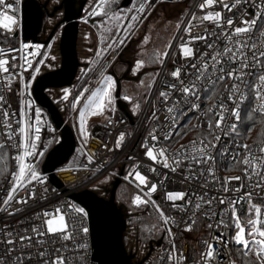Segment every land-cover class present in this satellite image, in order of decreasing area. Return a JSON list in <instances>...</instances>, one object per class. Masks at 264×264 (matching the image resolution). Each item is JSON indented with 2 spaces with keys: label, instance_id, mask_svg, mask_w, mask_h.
I'll list each match as a JSON object with an SVG mask.
<instances>
[{
  "label": "built area",
  "instance_id": "2783aa9c",
  "mask_svg": "<svg viewBox=\"0 0 264 264\" xmlns=\"http://www.w3.org/2000/svg\"><path fill=\"white\" fill-rule=\"evenodd\" d=\"M158 0H150L149 4L145 5L144 13L133 12V15H137L138 19L131 20L133 25L132 29L125 32L124 29L119 32L115 38L113 48L109 49L96 68L90 74V68L87 64H84V75L87 74V81L83 88L75 95L80 96L81 92L84 95L80 97V102L76 104V108L70 110L66 108L60 110V102H56L59 112L62 115L64 123L67 124L75 135V147L68 157L67 161L60 167L53 171L56 179L61 183V186H55L49 177L48 173L41 172V164L48 151L60 141V130L57 129L51 120L48 111L38 105L32 95V87L36 78L47 70L42 69V64L38 61L43 60L46 48L49 43L45 44L46 33L40 31L36 39H23L21 35L22 20H21V8L23 0H6L5 5H0V11H8L7 4L14 5L9 14L17 17L19 23L13 26V32H8L6 29L0 28V49H3L6 53L5 56H0V59H8L10 61L9 73L0 72V95L5 97L2 109H0V144H4L3 149L8 156L7 172L3 176L0 182V258L5 261V264H18L15 258L19 257L23 264H43V260L37 255L39 251H43V248L39 246L36 241L39 239H48V237L34 236L31 229L35 225H39L42 219H36L38 213L49 211L55 213L56 208H60L62 214L65 216L66 223L68 225V232L74 237L69 241H58L54 247H60L61 244L68 246V251L64 253L70 261V264H93L92 260V248L90 241V233L88 227V217L84 210V213H77L76 208H82L69 198V194L78 192L81 190H94L103 188H110L111 182L115 178L120 179V185H124L128 188L136 190L142 199H147L144 193L148 191V187L155 183L157 185L156 192L151 194L152 201H155V205H159L166 217L169 218V223L164 224L160 219L161 233L157 240H160L158 246H155L154 252L147 257L141 264H176L180 253L183 254L185 259L180 264H203L201 260V253L206 251L205 242H211L214 248L217 250V256L210 262V264H233L232 254L234 249L240 248V245H236L231 237H234L236 231H238L232 220L230 212L226 213L228 208L227 204H219L218 200H213L211 205L204 204L199 210L195 209V204L201 201L197 200V197L207 192L205 199H211L217 197L219 199H236L244 193L253 192L252 203L261 207L262 214L260 219H264V188H254L253 186L259 182V177L252 175L251 178L245 177L243 164L230 165L229 156H221L218 150H213V154L216 156V162L213 167L215 176H209L207 173L208 165H197L191 162V156L188 152L181 148L182 145L190 149L191 142L196 140H212L213 136L209 135V129L207 127V120L209 117L203 115V113L213 104H219L222 100L229 104V107L234 105L226 100L227 90L226 86L230 87L233 82L239 83V81L228 80L227 78L222 82H217L214 86L208 83L207 78H202L198 81V92L200 94V100L197 101L195 97H189V102L185 103L182 94L178 91H173L167 87L168 84H179L170 73L177 68L181 69L180 79L189 84L195 80L196 70L191 67L193 63H197L202 53H209L206 60H210L211 55L215 54L216 50L223 51L224 45L228 41L223 38L217 39V34L222 30L231 32L227 24L224 22L227 18L232 17L235 21V26H244L241 24V18L250 20L255 16V13L260 9H257L252 3L241 4L232 12H228L221 5L216 4L212 7H206L203 11L199 8V4L203 0H166L173 4L182 6V13L179 17L178 23L180 28H175L173 35L169 41L171 47L167 48L169 55L164 58V63L159 64L151 87L145 95L143 103L139 106L137 111H133V108L128 105V101L121 98L127 105V112L132 118V122L129 121L127 116L117 108L114 104V110L111 116L102 123L95 124L89 130L87 139L84 140L79 134L78 128V116L77 111L79 106L84 102L87 95L93 90L95 85L99 82L104 73H107L112 63L120 57L122 51L131 41L133 35L138 31L144 22L146 14L154 7ZM232 3L233 0H228ZM258 3L264 4V0H257ZM139 5V4H138ZM137 5V6H138ZM221 12L224 18L221 21V27H217L214 23L204 21L201 23L199 19L193 20V14L196 17H202L207 12ZM247 12V15L244 13ZM191 21L190 34L185 33L184 29L190 27L188 22ZM177 23V24H178ZM207 29V31H205ZM264 32V18H262L257 26L253 29L252 33L247 36L236 37V39L244 42L247 41L250 45L255 44L256 48L252 49L257 54L259 51H264V36L261 35ZM211 33V35H209ZM207 36V41H195L189 42L191 36L196 35ZM183 37V40L181 39ZM123 39L124 43L120 44L119 40ZM214 42V49L209 50L206 47L207 43ZM188 43V46L193 49L194 55L191 58L185 59L182 56L180 45ZM22 44L28 45H40L39 49L41 55L36 57L29 56L32 60L33 67L29 68L22 56H26L28 52L35 49L30 47L28 49H21ZM233 46V45H229ZM10 49H17L18 51H9ZM234 50L235 47H234ZM252 51L244 49L246 55L251 57ZM17 57L16 60H12L11 57ZM223 66L226 68L237 67L238 64H231L225 57H220ZM264 62V58H261ZM251 62V61H250ZM15 64L17 67H12ZM23 65V68L19 67ZM220 67V65H217ZM39 68V71H35ZM81 68V67H80ZM24 69H27L25 71ZM211 69H209V72ZM247 72H252L253 75L246 77L250 81V84L258 83L257 77L261 74L260 68L245 69ZM15 76V79H12ZM23 78V82L21 81ZM78 77V76H77ZM75 80L72 86L75 84ZM11 80V87L7 86ZM27 85V87H25ZM242 87V91L247 96V101L242 105L241 121L238 124L237 131L239 135L234 133L229 134L228 137H224L223 133H219L222 137L219 142V146L223 147L227 144L229 147H234L232 141L237 143L253 145L260 147L255 142H248L240 136L241 125L245 116L250 113L251 109L256 106L255 94L251 91V88ZM87 89V91H84ZM205 89H210L205 91ZM47 90L48 96L52 100L58 99ZM161 91H172V96L167 102L159 96ZM22 93V94H21ZM74 97V98H75ZM211 97V99H209ZM24 102V110L26 116L24 119V127L26 132L24 133V143L29 145L35 141V152L37 155L26 157L25 162L34 166L35 171L38 174L39 179L27 184L26 187L21 188L16 194L13 201L8 206L3 205V199L7 198V191L11 188V172L16 170V164L13 159L14 156L20 154L23 149L12 148L11 144H19L21 142V134L19 133L20 120L19 112L21 108V102ZM177 101L179 104L177 105ZM192 103H199L200 108L198 110H191ZM30 105V107L28 106ZM173 107L174 112L168 113L167 108ZM8 110L9 113H15V116H11L10 123L12 130H15V135L12 140L7 139V133L9 129L4 127V118L2 116V110ZM40 110V120L37 122L35 116V110ZM219 111V108H214V112ZM155 112V116L153 113ZM260 115L259 113H255ZM226 119L231 123H235V119L229 114H225ZM261 116V115H260ZM167 117V119H166ZM264 117V116H263ZM213 120L215 117H212ZM110 121V122H109ZM39 127V133L36 132V128ZM193 129V130H192ZM219 132V130H215ZM124 134V140L120 147L117 148L116 140L121 134ZM149 133H154L158 139L153 141ZM171 133L168 140L164 139L165 135ZM39 135L40 139L36 140L35 137ZM205 140V142H207ZM147 144V147L144 145ZM153 148L154 155L157 156L158 162H154L146 156L147 148ZM166 149L165 157L168 158L169 164L175 167L173 161L181 159L182 163L175 172L163 167V160L165 157L159 155L160 149ZM31 151V148H29ZM241 152L240 159L243 158L246 153L243 149H239ZM42 153V155L40 154ZM192 155H195L194 153ZM92 157L91 162L89 157ZM188 156V159H184ZM192 163V170H188L189 163ZM123 166L122 174L119 176L120 168ZM155 168L153 172L151 169ZM138 171L141 175L146 177L147 187L140 185L139 181L135 178V172ZM201 171L205 172L204 176H201ZM129 173H132L129 175ZM251 174V170H249ZM105 176H109L111 181L104 186H97L96 182ZM185 176H192L191 179L185 180ZM241 176V181H232L229 185L230 188L239 187L241 184L244 187L241 192L228 191L224 192L222 185L225 177ZM127 177V179H126ZM42 181V182H41ZM207 186L205 187V183ZM118 186V187H119ZM168 192H185L187 193L184 200L169 201L166 196ZM31 197V198H30ZM27 200V203H17L16 201ZM191 200V203H187ZM173 203L177 207H173ZM155 211V206L152 203L147 204ZM238 209H242L241 218L243 226L247 231H252V227L247 224V201H242L237 205ZM19 209V211H16ZM83 209V208H82ZM13 213L9 215V213ZM157 212V211H156ZM215 212L217 215L212 216ZM207 213V215H205ZM158 216L159 213L157 212ZM251 218L257 219L255 212L252 213ZM195 220V224L191 231H185L186 224ZM223 220L224 224H220ZM208 224H212L213 227L209 229ZM227 225V226H224ZM257 227H260L257 225ZM87 228V233L83 232V229ZM168 229H171L172 235L169 236ZM25 230H27L25 232ZM264 230V228H262ZM7 233H11L8 236ZM30 235L33 236L31 242L21 241L19 236ZM213 237H222L221 241H216ZM259 238V237H258ZM8 239H13L15 243L9 245L6 243ZM227 241V246L225 245ZM31 243L30 247H26ZM174 243L177 255L172 261L168 260V255L171 252L172 244ZM130 248L126 247L132 254H134V260L139 261L142 258L137 256V247L135 244H131ZM82 246V247H81ZM44 247L51 248L53 245H44ZM14 249V250H13ZM30 257V259H29Z\"/></svg>",
  "mask_w": 264,
  "mask_h": 264
},
{
  "label": "snow or ice",
  "instance_id": "6c2138e0",
  "mask_svg": "<svg viewBox=\"0 0 264 264\" xmlns=\"http://www.w3.org/2000/svg\"><path fill=\"white\" fill-rule=\"evenodd\" d=\"M110 3V0H96L95 6L92 9L91 15H108V12L105 10L106 6ZM150 0H140V3L138 6L135 4L133 5V8L128 9L129 12H137V13H144L145 12V5L149 4ZM252 3L257 9H260L255 13V16L250 20H245L241 18V24L244 26H235V21L232 17L227 18L224 22L227 24L229 29H232L231 32H228L226 29L222 30L221 33L217 34V39L223 38L224 40L228 41L224 45L223 51L216 50L214 55H211L210 60H206L205 57L209 55V53L205 52L202 53L200 56V60L198 61L199 67L197 63H193L191 67L196 70V76L195 80L191 81L189 84H185L183 80L180 79V73L181 69L177 68L176 70L172 71L170 75L175 78L177 81H179V84H168L167 87L173 91H178L182 94L184 98V102H189V97H195L197 101L200 100V94L198 92V81H201L202 78H207L208 83L211 85H215L217 82H222L226 78L228 80L232 81H239V83L233 82L230 87L226 86L227 90V97L226 100L228 102H231L234 106L229 107V104L224 102L223 100L219 102V104H213L212 107L208 108L203 115L206 117H209L207 120V127L209 129V135L213 136L212 140H207V137H205L204 140L200 141H192L190 149L184 145L181 146L182 149H184L186 152L189 153L191 156V162H194L197 165H208L207 173L209 176H215V172L213 170V167L216 162V156L213 154V150H218L219 154L221 156H229L231 159L229 160L230 165H235L237 163L243 164L245 167L243 168L244 176L251 178L252 175L259 177V182L255 184L254 188H264V146L256 147L253 145L248 144H242L237 143L236 141H232V144L234 147H229L227 144H225L223 147L219 146V142L221 141L222 137L219 133H223L224 137H228L230 132L234 133L236 135H239L237 131V127L239 122L241 121V110L242 105L247 101V96L242 91V85L245 88H251V91L255 94V100H256V106L252 108L250 111L251 113H259L261 116H264V71L261 72V74L257 77L258 83L250 84V81L246 79V77H250L253 75L252 72H247L245 69L249 68H260L264 70V62H262L261 58H264V51H259L257 54L255 51H252V49L256 48L255 44H249L247 41H240L236 39V37H240L242 35L247 36L252 33L253 29L257 26L258 22L264 18V4L258 3L257 0H233L232 3H229L228 0H203L202 3L199 4V8L203 11L206 7H212L213 5L219 4L221 5L225 10L228 12H232L233 9H236L241 4H248ZM6 0H0V5H5ZM14 7V5L7 4L8 11H0V28L6 29L8 32H13V26L17 25L19 23L16 16L9 14L11 9ZM247 15V12L244 13ZM120 19L119 13H114L112 16H109V19ZM132 21H135L138 19L137 15H132L130 17ZM193 20L199 19L201 23L204 21H209L214 23L217 27H221V21L224 19L222 17L221 12H212L209 11L202 17H196L193 14L192 17ZM191 21L188 22L190 27H187L184 29L185 33L190 34L191 30ZM133 25L129 23L127 27L124 29L125 32L131 30ZM176 28H180V24L178 23L176 25ZM207 31V29H205ZM211 35V33L209 34ZM261 35L264 36V32H261ZM183 40V37H181ZM208 37L204 35H196L191 36V39L189 42H195V41H207ZM120 44L124 43L123 39L119 40ZM144 43H148V37L146 36L144 38ZM233 46H229V45ZM171 42L167 45V47H171ZM34 48V51L28 52L26 56L20 57V59H23L25 63L28 65L29 68L33 67V62L28 57H36L38 55H41L39 49L41 48L40 45H28V44H22L21 49H28V48ZM50 47V45H49ZM113 47L112 44H109L107 49L104 51H107L108 49H111ZM206 47L209 50L214 49V42L213 43H207ZM234 47L236 50H234ZM249 49V51H252L251 57L245 54L244 49ZM180 49L182 52V56L185 59L191 58L194 53L193 49L188 46V43H184L180 45ZM9 51H18L17 49H10ZM6 53L3 49H0V56H5ZM101 53L97 52V56H100ZM169 55L167 51H164L159 54L158 61L159 63H164V58H166ZM225 57L231 64H238L237 67L233 68H226L223 66V63L220 59V57ZM12 60H16L17 57L13 56L11 57ZM251 61V62H250ZM10 61L8 59H0V72L2 73H9V65ZM39 64H43L44 60L38 61ZM217 65H220V67H217ZM144 66V62L142 60H138L135 65L134 73L135 71H138ZM12 67H17V65L13 64ZM19 67L23 68V65H20ZM209 69L211 71L209 72ZM27 71V69H24ZM35 71H39V68H36ZM15 76H12V79H15ZM21 81L23 82V78L21 77ZM106 86L102 90H97L92 92L91 96L88 97V103L86 106L90 110L91 115H101L103 114V111L105 108H107L109 105L113 103V92L115 91V81L111 76H107L105 80L102 82ZM143 83V81H141ZM10 89L11 87V80H9V83L7 85ZM27 87V85H25ZM210 89H205V91H209ZM84 91H87L85 89ZM22 94V93H21ZM84 95V92L80 93V96H77L74 98L73 102V108H76V104L80 102V97ZM159 96L164 99L165 102L169 100V98L172 96V91L165 92L161 91L159 93ZM68 98V92L65 90V95L63 99L67 100ZM125 100L130 99L129 97L125 96ZM211 99V97H209ZM5 101V97L3 95H0V109H2L3 103ZM177 105L179 104V101L176 102ZM30 107V105H28ZM24 102H21V108L19 112L20 120L18 123L20 124L19 127V133L21 134V142L17 145L15 143L11 144L12 148H19L23 149V151L14 156L13 159L16 164V170L11 172V188L7 191V198L3 199V205L8 206L15 198V194L21 189L26 187L27 184H30L34 180H38V174L35 171V168L32 164L26 163L25 158L31 157L34 155H37L35 152L36 144L35 141H33L30 145L28 143H24V133L26 132V129L24 127V119L26 116V112L24 110ZM219 108V111L214 112V108ZM139 108V105L134 106L133 111H137ZM200 108L199 103H192L191 104V110H198ZM168 113H173L174 108L169 107L167 108ZM229 114L231 117L235 119V123L229 122L228 119H226L225 114ZM2 116L4 118V127L9 129V132L7 133V139L12 140L15 135V130H12V126L10 121L11 116H15V113H9L8 110H2ZM35 116L37 122L40 120V110H35ZM153 116H155V112L153 113ZM215 117L213 120L212 117ZM249 119H251V115L249 114ZM167 119V117H166ZM110 122V121H109ZM85 112L84 110L80 111V130L82 135L85 137L87 136V132L85 129ZM36 132L39 133L40 129L37 127ZM215 130H219V132H215ZM248 131H251V128L248 129ZM151 139L153 141H156L158 137L154 133H149ZM171 133L164 136L165 140H168L170 138ZM36 140H39L40 137L37 135L35 137ZM124 140V134L122 133L120 137L116 140V146L117 148L120 147L122 141ZM207 140V142H205ZM264 143V142H262ZM147 147V144L144 145ZM153 147H148L146 156L153 160L154 162H158L157 156L153 153ZM5 145L0 144V150L4 149ZM29 148H31V151H29ZM239 149H243L244 153L246 155L241 157V152ZM166 149H160L159 155L161 157H165ZM195 155H192V154ZM42 155V153H40ZM184 159H188V156H185ZM92 157H89V161L91 162ZM7 156L0 152V162H6ZM189 163L188 170H192V163ZM182 163L181 159H176L173 161V164H175V167H173L168 162V158L165 157L163 160V167L170 169L172 172H175L177 168L180 167V164ZM153 172L156 171L155 168L151 169ZM249 170H251V174H249ZM7 172V168H3L0 170V175H3ZM132 173H129L131 175ZM201 176L205 175L204 171H201ZM135 178L139 181L140 185H145L147 187V180L146 177L141 175L140 172H135ZM192 176H185V180L191 179ZM127 179V177H126ZM241 176H231V177H225L223 181V191H233V192H241V189L244 187L243 184H241L239 187H233L230 188L229 185L232 181H241ZM42 182V181H41ZM207 186V182L204 185ZM157 185L155 183L151 184L150 187H148V191L144 193V196L147 197V199H142L140 195H137L133 199V204L139 206L142 204H148L152 203L155 206L156 211L159 213L160 219L163 221L164 224L169 223V218L165 216L163 211L160 209L159 205H155V201H152L151 194L156 192ZM187 193L185 192H168L167 193V200L169 201H178V200H184ZM205 196H207V192H205L203 195H200L197 197L198 202L195 204V209L199 210L203 207L204 204L211 205L213 203V200H218L219 204H227L228 208L225 210L226 213L230 212L231 214V220L235 226V228L238 230L236 231V234L234 237H231V240L236 244L240 245L241 247L238 249L244 256H248L249 252L252 251L253 247L256 246L257 250L255 252V255L257 256V259L259 260V264H264V219H260L262 214L261 207L255 205L252 203V196L253 192H247L242 194L236 199H219L217 197H213L211 199H205ZM31 198V197H30ZM247 201L248 204V210L246 214L247 218V224L252 227V231H247L246 228L243 226V221L241 218V211L242 209H238L237 205L241 204L242 201ZM17 203H27V200H20L16 201ZM187 203H191V200H188ZM173 207H177L175 203H173ZM0 210H7L5 208H0ZM16 211H19L17 209ZM75 211L77 213H84V209L82 208H76ZM255 212L257 219L253 220L251 218L252 213ZM13 213H9V215H12ZM207 215V213H205ZM212 216L217 215V213L213 212L211 214ZM42 219L41 224L35 225L32 227L31 231L34 234V236L37 237H48V239H39L36 241V243L43 248V251H39L37 255L43 260V264H70L69 258L64 254L68 251V246L66 244H61L60 247H54V245L57 244L58 241H69L71 239H74V237L68 232V225L65 220V216L62 214L60 208L55 209V213L44 211L43 213H38L36 216V219ZM195 224V220H193L191 223L186 224L185 231H191L193 225ZM220 224H224V221L221 220ZM259 225L260 227H257ZM227 226V225H224ZM207 227L211 229L213 227L212 224H208ZM27 230H25L26 232ZM88 229L84 228L83 232L87 233ZM169 236L172 235L171 229H168ZM8 236H11V233H7ZM259 237V238H258ZM19 239L21 241H29L31 242L33 239V236L30 235H21L19 236ZM216 241H221L222 237H213ZM7 244L13 245L15 241L13 239H8L6 241ZM227 246V241L224 242ZM53 245V247L48 248L44 247V245ZM26 247H30L31 243L28 245H25ZM206 251L201 253V260L203 261V264H210V262L217 256V250L214 248L213 243L211 242H205ZM82 247V246H81ZM14 250V249H13ZM177 255L175 245L172 244L171 252L168 255V260L172 261L173 258ZM18 264H23V261L17 257L15 258ZM30 259V257H29ZM185 257L182 253L179 254L178 259L176 261V264H180L181 261H183ZM0 264H5V261L0 258Z\"/></svg>",
  "mask_w": 264,
  "mask_h": 264
},
{
  "label": "water",
  "instance_id": "95a60500",
  "mask_svg": "<svg viewBox=\"0 0 264 264\" xmlns=\"http://www.w3.org/2000/svg\"><path fill=\"white\" fill-rule=\"evenodd\" d=\"M87 1L61 0L59 5L54 6L52 11L46 14L34 0H23L22 2L21 35L23 39H36L42 29L43 18L47 16L52 19L57 11H62L61 19L52 27L44 41L45 44L49 43L54 32L60 26L59 66L40 74L32 87V95L36 103L48 111L55 127L60 130V141L48 151L41 164V172L48 173L55 186H61V183L56 179L53 171L67 161L76 141L72 129L64 123L57 104L48 96L46 90L71 87L78 68L84 65L78 59L77 38L79 22ZM131 2L132 0H122L121 7H128ZM128 72L129 68L121 77H116L114 74L112 76L115 81V104L132 122V118L126 110V103L120 99L121 81L132 79L126 76ZM122 171L123 166L120 168L119 176ZM119 184L118 177L111 182L108 198L99 196L96 191L88 189L69 194V198L87 213L93 264H141L149 256L150 251L148 250L141 260L135 261L134 254L126 249L123 236L127 227V216L115 200V192ZM159 243L160 240L154 242L156 246Z\"/></svg>",
  "mask_w": 264,
  "mask_h": 264
},
{
  "label": "rangeland",
  "instance_id": "374dc122",
  "mask_svg": "<svg viewBox=\"0 0 264 264\" xmlns=\"http://www.w3.org/2000/svg\"><path fill=\"white\" fill-rule=\"evenodd\" d=\"M96 0H89L87 5L84 7L83 13L81 20L79 22V31H78V38H77V53H78V59L79 62L82 64H87L90 68V74L92 71L96 68L102 57L97 56V52L101 53V48H100V41H99V35L97 34L96 30L90 27L91 25V20L94 19L97 15H91L93 6L95 3H93ZM134 0H132L133 2ZM131 2L130 8H133V5L135 4L136 6L140 3V0L137 2L134 1V3ZM136 2V3H135ZM128 8V9H130ZM181 8V7H180ZM179 6L174 5L169 3L166 0H158L157 3L152 7V9L146 14L144 22L142 23L141 27L138 29V31L133 35L131 41L128 43V45L125 47V49L122 51L121 55L119 58H117L112 65L110 66V69L107 73H104L103 76L100 78L99 82L95 85L94 91L97 90H102L106 85L102 83L107 76H112L114 74L116 77L123 76L125 73V67L126 69L129 68V72L126 75L128 78H133L135 81H121V88L126 87L128 88V92H125L124 90H121L120 92V97L124 99L125 96L129 97L130 99L126 100L128 101V105L130 108H134V106L139 105V103L142 101V98L144 96V93L147 90L148 85L151 84L153 81V78L155 76V73H153L150 77L142 78L141 80L139 79L142 75L141 73L143 72L144 69L143 67L139 69L138 71H135V65L138 60H144L147 56L148 53V48L160 43V42H165L168 37H170L172 31L174 30L175 24L178 21L180 9ZM128 9L124 11H116L114 13H119L120 14V19H111L110 25H108V29L110 30H117V35L108 43L112 44L114 46L115 38L118 36L119 32H121L122 29L126 27V24L131 22L130 17L133 15V12H129ZM113 13V14H114ZM112 14V15H113ZM93 31V39L91 40L89 38V43L87 46V38L91 35ZM123 31V30H122ZM174 32V31H173ZM49 32H46V36H48ZM148 37V43H144V38ZM170 40V39H169ZM58 41H59V35H57L56 38H53L52 41L49 43L50 47L48 46L46 48V52L44 55V63L42 64V69L43 70H52L55 69L59 66L60 63V55L58 51ZM96 43V46H94ZM92 45L94 46L92 48ZM169 44V42H168ZM167 44V45H168ZM107 45V47H108ZM167 45L163 48V50H159V54L167 51ZM113 48V47H112ZM109 50V49H108ZM107 52V51H106ZM159 65V63H158ZM124 69V70H123ZM83 68L79 67L76 77L78 76H83ZM117 74V75H116ZM86 76V75H85ZM83 78V77H81ZM152 79V80H151ZM114 80V78H113ZM143 81V83H141ZM139 83V84H138ZM138 84V85H137ZM140 85V86H139ZM75 85L69 87V88H61L59 90H54L50 91L51 94L54 96V94H57L55 97L57 98L60 102V110L64 109V104H68V101L73 97L72 89L74 88ZM137 86L141 87L142 86V92L137 95ZM65 90L68 92V98L67 100L63 99L65 95ZM92 92L87 95L86 99L84 102L79 106L78 111H77V116H78V128H79V134L83 137L84 140L87 139L89 130L91 127L95 124L102 123L106 119H108L113 110H114V104H115V98H114V92H113V103L109 105L107 108L104 109L103 114L101 115H91L89 108L86 106L88 103V97L91 96ZM137 92V93H136ZM145 94V95H146ZM138 96V97H137ZM58 100L54 102H58ZM73 102L74 98H72V101L69 105V107H66L67 109L73 108ZM140 106V105H139ZM84 110L85 112V129L87 132V136L85 137L82 135L81 130H80V111ZM111 181V178L109 176H105L103 178H100L97 182V186H104L107 185ZM122 186V185H120ZM126 190H128V203L122 202L124 205V208L122 209L123 212L126 214L127 219L129 217H140V216H145L150 213V210H153L156 214L157 212L149 207L147 204H142V205H135L133 204V199L135 196L139 195V193L131 188L125 187ZM121 202H117L120 204ZM158 216V214H157ZM159 220V228H153V231L148 237H154L155 235H158L161 233V225H160V219L158 216V219H154V222H157ZM127 222V220H126ZM140 228H142L140 226ZM138 227V224L135 223H127V235L129 234H137L139 237V231L141 230ZM134 234V235H135ZM142 236V235H140ZM142 241L139 245L140 247L142 246Z\"/></svg>",
  "mask_w": 264,
  "mask_h": 264
},
{
  "label": "trees",
  "instance_id": "16d2710c",
  "mask_svg": "<svg viewBox=\"0 0 264 264\" xmlns=\"http://www.w3.org/2000/svg\"><path fill=\"white\" fill-rule=\"evenodd\" d=\"M134 1H136V0H134ZM134 1L132 3H134ZM138 1L139 0H137V2ZM121 2H122V0H110V3L106 6V9H105L108 12V15H98L94 19L91 20L90 27L95 29L97 34L99 35L100 48H101V50H100L101 56L100 57L104 56V54L106 53V51H104V50L107 49L108 43L117 35V30L108 29V25H110V22H111V19H109V16H112V14L116 11H124V10L130 8V6L132 5V4H130V6L124 8V7H121ZM171 4H173V3H171ZM174 5L179 6V8L181 7L180 13L178 11V14L180 17L181 13H182V6L178 5V4H174ZM178 21H179V18H178ZM178 21L175 24L174 30L176 28ZM173 31H172L170 37H168L165 42L162 41V42L148 48L149 51L147 53V56L143 60V62H144L143 68L146 70H143V72L141 73L142 76L139 78L140 80L142 78L150 77L153 73L156 74V70L159 66L158 65V63H159V61H158L159 50H161V49L163 50V48L168 44V42L170 41L169 39H171V37L173 35ZM93 37H94V35H93V31H92L91 35L87 38V41H86L87 46L89 43V38L92 40ZM94 44H95L94 46H96V43H94ZM89 46H92V45L89 44ZM94 46H92V48ZM125 70H126V67H125ZM87 74H85L86 76L85 75L81 76L83 78H81L80 76L77 77L75 84H74L75 86L72 89L73 97H71V99L68 101V104H66V107H69V105L72 101V98H74L75 95L77 93H79V91L85 85V83L87 81V76H88ZM122 81H124V80H122ZM152 82H151V84H152ZM151 84L148 85L147 90L145 92H147L149 90V88L151 87ZM121 90L128 92V88H126V87H122ZM138 90H140V93H141L142 92L141 91L142 86L141 87L137 86V91ZM138 94H139V91H138L137 95ZM145 94L146 93H144V96H145ZM143 101H144V97L142 98V101L139 103V105H141L143 103ZM249 114L252 117L251 119L248 118ZM249 128H251V131H248ZM240 131H241L240 136L242 138H244L246 141L255 142V143H258V144L264 146V143H262V142H264V117L263 116H260V115H257L255 113H251V112L248 113L245 116V119L243 120ZM0 152H3L7 156V153L3 149L0 150ZM5 167L6 168L8 167V156H7L6 162H0V170H2ZM4 175L5 174L0 175V182H1ZM125 187L126 186L122 185L116 189V192H115L116 203L117 202L119 203L121 201L125 202V203L129 202L128 201L129 195L127 193L128 190H126ZM96 193L99 196L104 197V194H102L103 192H101V189H98L96 191ZM122 202L120 204H118V203L117 204L120 205L123 209L124 205ZM156 218L158 219L157 214L153 210H150V213L148 215L140 216V217H129L127 219V223L138 224L139 228L141 226L142 228H140L141 230L139 231V236L142 235L143 237H145V241H146V240H149L150 237H148V236L153 231V228H159V220L157 222L153 223L154 219H156ZM159 236H160V234L156 235L157 238ZM124 241H125V239H124ZM238 249L239 248H236L233 251V254H232L233 264H259V260L257 259V256L255 255V252L257 250L256 246L253 247L252 251L249 252L248 256H244L240 251H238Z\"/></svg>",
  "mask_w": 264,
  "mask_h": 264
},
{
  "label": "flooded vegetation",
  "instance_id": "af4514ba",
  "mask_svg": "<svg viewBox=\"0 0 264 264\" xmlns=\"http://www.w3.org/2000/svg\"><path fill=\"white\" fill-rule=\"evenodd\" d=\"M34 1L39 6L42 7L43 12L46 14V13L51 12L54 6L59 5V3H60L61 0H34ZM88 2H89V0L87 1V3ZM95 2L96 1H94L93 3H95ZM87 3H86V5H87ZM61 17H62V11L61 10L57 11L54 14V17L52 19H50L47 16H45L43 18V23H42V29H41V31L42 32H45V33L48 31L50 33L52 27L61 19ZM59 32H60V26L56 29V31L54 32L52 38H56L57 35H59ZM131 81H135V80L132 78ZM57 90H59V89H57ZM54 101H56V99H54L53 102ZM109 191H110L109 188H103L101 190V192H103L102 194H104V198H108ZM134 234L127 235V227H126V230H125V233H124V236H123V238L125 239L124 242H125L126 247L127 248L129 247L130 248V246H132L131 244H135V246L137 247V252H136L137 253V256L136 257H138V258H143L145 256V254L148 252V250L150 251L149 252V255H151L154 252L155 246H156L154 244V242L157 241V239H158L156 237V235L154 237L149 238V240H146L145 241V237H143V236H139L138 237L137 234H135V235ZM142 241L144 242V244L142 243V246L140 247L139 244Z\"/></svg>",
  "mask_w": 264,
  "mask_h": 264
},
{
  "label": "bare ground",
  "instance_id": "6f19581e",
  "mask_svg": "<svg viewBox=\"0 0 264 264\" xmlns=\"http://www.w3.org/2000/svg\"><path fill=\"white\" fill-rule=\"evenodd\" d=\"M47 90H49V89H47ZM47 90H46V93H47ZM58 100V99H57ZM53 101V100H52ZM54 103H56V102H54Z\"/></svg>",
  "mask_w": 264,
  "mask_h": 264
}]
</instances>
